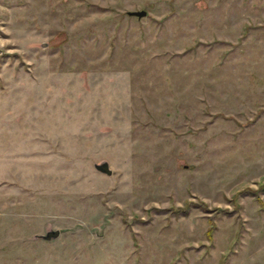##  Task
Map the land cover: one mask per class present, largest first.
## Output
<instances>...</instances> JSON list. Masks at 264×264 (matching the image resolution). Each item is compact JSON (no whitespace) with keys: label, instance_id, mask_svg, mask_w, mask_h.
<instances>
[{"label":"rangeland","instance_id":"rangeland-1","mask_svg":"<svg viewBox=\"0 0 264 264\" xmlns=\"http://www.w3.org/2000/svg\"><path fill=\"white\" fill-rule=\"evenodd\" d=\"M0 264H264V0H0Z\"/></svg>","mask_w":264,"mask_h":264},{"label":"water","instance_id":"water-1","mask_svg":"<svg viewBox=\"0 0 264 264\" xmlns=\"http://www.w3.org/2000/svg\"><path fill=\"white\" fill-rule=\"evenodd\" d=\"M146 11L144 9H134V10H128L127 14L129 15H135L137 17L143 16L145 15ZM94 168L97 169L100 172H103L105 174H110L111 173V169L108 166V163L106 160H102L99 162H95L93 164ZM59 233V229L58 228H48L47 230H45L44 233L42 234H37L35 236H39L43 239H50V238H54L58 235Z\"/></svg>","mask_w":264,"mask_h":264},{"label":"trees","instance_id":"trees-1","mask_svg":"<svg viewBox=\"0 0 264 264\" xmlns=\"http://www.w3.org/2000/svg\"><path fill=\"white\" fill-rule=\"evenodd\" d=\"M208 221L209 222H208V225H207V228H206V234L209 237L210 236V233H211V231H212V229L214 227V224H213V222H212L211 219H209Z\"/></svg>","mask_w":264,"mask_h":264}]
</instances>
